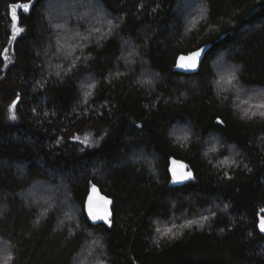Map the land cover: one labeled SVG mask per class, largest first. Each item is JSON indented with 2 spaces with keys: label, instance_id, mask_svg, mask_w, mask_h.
<instances>
[{
  "label": "trees",
  "instance_id": "1",
  "mask_svg": "<svg viewBox=\"0 0 264 264\" xmlns=\"http://www.w3.org/2000/svg\"><path fill=\"white\" fill-rule=\"evenodd\" d=\"M94 1L113 31L61 67L48 0H0V239L9 246L0 264H264V116L236 94L264 103V0H201L192 25L184 0ZM13 3L30 9L17 10L24 31L9 43ZM206 43L198 72L174 71L179 55ZM87 80L95 87L84 91ZM76 134L99 142L83 146ZM173 157L192 180L172 184ZM41 182L66 196L43 209L26 200ZM93 184L113 199L110 225L86 216ZM204 211L207 220L187 226ZM169 228L175 236L162 235Z\"/></svg>",
  "mask_w": 264,
  "mask_h": 264
},
{
  "label": "rangeland",
  "instance_id": "2",
  "mask_svg": "<svg viewBox=\"0 0 264 264\" xmlns=\"http://www.w3.org/2000/svg\"><path fill=\"white\" fill-rule=\"evenodd\" d=\"M203 9L204 6L201 0H184L182 11L185 15L186 24L192 25L199 19L203 14ZM196 10L199 14L196 13ZM45 13L54 41L52 54L55 56V61L57 60L58 62L56 65L58 64V66L60 65L61 67L63 66V61L66 62L65 64L67 65L69 61L71 62L74 59L83 58L84 51L89 45L113 31L114 21L94 0H48ZM111 22H113L112 25ZM50 49L51 47H49V50ZM130 50L131 53H126L124 57H127L129 61H132V56L134 57L133 59H137L135 57L137 55V49L132 47ZM233 71L234 70L228 69L227 73L224 75L225 84L229 87H231L234 82V80L229 82ZM91 85V80L84 81L82 83V89L87 91L88 88L90 89ZM236 94L240 101L241 108H245V105L242 106V103L247 104L249 101H253L255 102V104H253L255 110L253 109L250 112L257 113L264 111V109L255 107V105L262 103V100L256 101L258 97H253L252 91L239 88ZM9 108L10 106L8 107V118L11 119L12 112H10ZM16 108L17 106L13 110L15 116L17 115ZM247 109L248 108L244 111L246 112ZM174 133L178 136L177 138H180L179 140H184L187 137L184 127H177L174 129ZM76 137H79V139H75ZM85 137L88 138L87 144L81 142ZM73 139L76 143L83 146L95 145L99 142V138L87 134H76ZM207 144L209 145V149L212 150L215 148V145H217L214 140L207 141ZM228 157L231 156L228 155L227 158ZM230 161L231 159L228 160V162ZM64 196H66L64 187L44 182L34 184L24 195L26 200L29 199V201L35 202L34 204L39 205L42 209L52 208L55 204V199H61ZM68 201L69 199L66 198L62 202L65 205V209L71 211ZM71 209L75 210L73 207ZM207 214L208 212L204 211L193 223L197 224L203 222L204 220L202 217H207ZM8 248L9 246L0 239V263L6 260L8 255L6 250ZM92 250V247H89L86 252L91 253L93 252Z\"/></svg>",
  "mask_w": 264,
  "mask_h": 264
},
{
  "label": "snow or ice",
  "instance_id": "3",
  "mask_svg": "<svg viewBox=\"0 0 264 264\" xmlns=\"http://www.w3.org/2000/svg\"><path fill=\"white\" fill-rule=\"evenodd\" d=\"M9 9H10V17H11V31H12V36L9 40V43L12 42V40H14L16 38V35L22 31H24L23 28L18 27V13L17 10L18 9H22L24 12H28L30 9V4L29 3H13L11 5H9ZM204 51V49L198 50L196 52H193L188 58L187 60L190 61L189 63H183V61L186 59L185 57L181 56L180 60L182 61V63H180V67H188V68H195L197 65V58H199L201 56V53ZM7 52L8 49L5 48L4 49V54H5V60L8 59L7 57ZM7 66V65H5ZM57 75H59V73H57ZM235 79V71H233L232 75H231V79L229 82H231V80ZM91 87H95V85H91ZM91 95V92H86L85 93V103H87V97ZM19 101V95L17 94V99L15 101H13L12 105H10V112H12L11 115V119L15 120L17 117L14 114V109L16 107V103ZM256 108L259 109H264V103H260L258 105H255ZM249 113L246 111L245 115L247 116ZM256 112H252L251 115H256ZM259 115L264 116V111H260ZM217 123L218 124H222L223 121L219 120V118L217 119ZM75 139H79V137H76ZM82 143L87 144L88 143V138L85 137V139L83 141H81ZM233 163H235L233 161ZM173 164H175V161H173ZM172 172V182L176 183V182H180L183 180H187L192 178V173L191 172H186V173H180L177 174L176 168L173 167L171 169ZM92 192L96 193V188L95 185L92 186ZM96 199H98L99 201H102V207L97 205L94 207L93 205V197L89 196V204H88V214L89 216L93 219V220H104L105 222L109 223V225L111 224V222L109 221V216H110V212L108 211L107 205L111 203V201L107 200L104 197H99L97 196ZM264 211V210H262ZM203 220H207V217H202ZM193 222L189 221V224L187 226H190ZM259 228L261 232H264V217H262L260 219V223H259ZM157 232H160V229H157ZM169 233H172L171 228L167 229L164 233H162V235H169ZM172 236H175V233H172ZM9 259H11V257H9ZM5 264H7V262H5Z\"/></svg>",
  "mask_w": 264,
  "mask_h": 264
},
{
  "label": "water",
  "instance_id": "4",
  "mask_svg": "<svg viewBox=\"0 0 264 264\" xmlns=\"http://www.w3.org/2000/svg\"><path fill=\"white\" fill-rule=\"evenodd\" d=\"M210 47H211V44L210 43H206V44H204V45H202V46H200V47H198V48H196V49H194V50H192V51H190L188 53H184V54L179 55L177 60H176L175 65H174V71H178V72L186 73V74H193V73L198 72L200 70V68H201V64H202L203 60L205 59ZM201 49H204V51L201 53V56L199 58H197V65H196L195 68H188V67H180L179 66L180 63H182V61L180 60L181 56L186 58L183 61V63H189L190 61H188L187 58L193 52H196V51L201 50ZM16 99H14L13 101H15ZM13 101H12V103H13ZM18 102L16 103V106H17ZM12 103H11V105H12ZM173 161H175V164H173ZM173 167L176 168L177 174L191 172L192 173V178L187 179V180H183V181H180V182L173 183L172 182V172H171V169ZM168 170H169V173H170V176H171L172 184L181 185V184H184V183H186V182H188V181H190V180H192L194 178V174H193L192 170L190 169L189 164L186 161L182 160V159H178V158H174V157L171 158ZM93 185H95L96 193L92 192V186ZM93 185L90 187V190H89V192H88V194L86 196V200H85V213H86V216H87L89 222L91 224H93V225H97V224H100V223H107L104 220H99V219L98 220H93L88 214L89 196L93 197V205H94V207L97 206V205L102 207V201H99L98 199H96V197L99 196V197H104L107 200L111 201V203L107 205L108 211L110 212L109 221H111V219L113 218V199L111 197H109L108 195H106L105 193H103L101 191L100 187L97 184H93ZM262 217H264V216H261L260 219ZM259 223H260V220H259ZM259 223H258V226H259Z\"/></svg>",
  "mask_w": 264,
  "mask_h": 264
}]
</instances>
